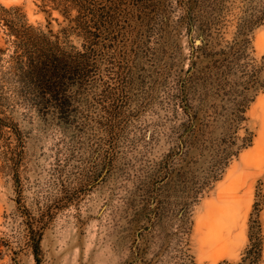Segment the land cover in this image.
Instances as JSON below:
<instances>
[{
    "label": "rangeland",
    "instance_id": "rangeland-1",
    "mask_svg": "<svg viewBox=\"0 0 264 264\" xmlns=\"http://www.w3.org/2000/svg\"><path fill=\"white\" fill-rule=\"evenodd\" d=\"M43 48L61 73L30 72ZM257 242L264 264V0H0V264Z\"/></svg>",
    "mask_w": 264,
    "mask_h": 264
},
{
    "label": "trees",
    "instance_id": "trees-1",
    "mask_svg": "<svg viewBox=\"0 0 264 264\" xmlns=\"http://www.w3.org/2000/svg\"><path fill=\"white\" fill-rule=\"evenodd\" d=\"M62 71L63 68H61L58 64L54 53H52L51 50H48L46 48H43L40 51L38 60H33L32 65H30L31 73H61ZM30 239L31 243L35 248V252H37L38 245L40 243V238H37V233L33 229L30 232ZM260 248V243L257 242V244H255L252 248L248 249L247 259H249V264H257V261L259 260L261 255Z\"/></svg>",
    "mask_w": 264,
    "mask_h": 264
},
{
    "label": "bare ground",
    "instance_id": "bare-ground-1",
    "mask_svg": "<svg viewBox=\"0 0 264 264\" xmlns=\"http://www.w3.org/2000/svg\"><path fill=\"white\" fill-rule=\"evenodd\" d=\"M213 234H214V233H213ZM215 234H216V233H215ZM215 234H214V235H215ZM218 234H219V233H218ZM213 237H215V236H213ZM211 240H212V239H211Z\"/></svg>",
    "mask_w": 264,
    "mask_h": 264
}]
</instances>
